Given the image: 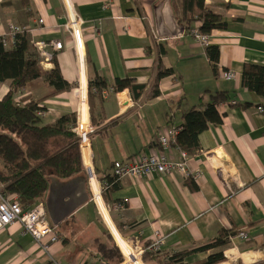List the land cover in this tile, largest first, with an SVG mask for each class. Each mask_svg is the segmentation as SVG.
I'll return each mask as SVG.
<instances>
[{"label": "crops", "instance_id": "crops-1", "mask_svg": "<svg viewBox=\"0 0 264 264\" xmlns=\"http://www.w3.org/2000/svg\"><path fill=\"white\" fill-rule=\"evenodd\" d=\"M18 1L0 0V37L10 25H17L32 29L27 35L31 46L38 41L60 42L62 49L54 59L63 79L74 85L39 104L44 108L42 123L53 124L66 114L79 112V123L86 126L87 122L94 131L89 147L83 145L80 151L88 201L58 226L60 241L44 249L46 240L35 242L16 222L0 230V264H107L98 247L107 243L106 236L115 245L92 200L87 166L95 176V189L101 191L107 223L112 222L124 238L140 247L158 235L163 243L155 255L162 262L208 245L221 230H231L244 233L247 239L240 240L236 234L225 247L189 254L183 263H202L222 251L225 260L217 264H264V111L257 109L264 110V100L241 85L244 64L264 66V0L205 1L226 24L207 36L208 46L219 51L215 75L206 55L208 46L200 45L190 33L172 39L157 36L153 0H114L106 9L105 0H67L79 19V53L65 29L69 12L64 0H27V9L23 0ZM169 2L174 14L180 0ZM39 19L43 24H38ZM158 61L172 73L159 80V94L151 97ZM42 67L51 70L54 64ZM229 72L234 79L226 80ZM124 78L146 86L138 100L128 90L114 91V81ZM97 79H102L106 88L101 91L102 103L93 97L92 123L86 87L89 80ZM10 83H0V100ZM40 83L37 80L20 90L16 99L27 95L32 100L40 98L45 93ZM105 91L107 95H103ZM206 92H225L228 100L217 107L222 123L209 125L199 136L196 152L187 153L186 173L176 170L115 180L113 163L143 153H160L158 136L180 126L182 112L196 107ZM82 103L85 116L80 114ZM181 151L171 144L163 154L179 162ZM107 177L116 184L108 196ZM2 189L0 185L4 198L17 202ZM47 195L48 190L44 202L32 206L43 204L48 216Z\"/></svg>", "mask_w": 264, "mask_h": 264}, {"label": "trees", "instance_id": "trees-1", "mask_svg": "<svg viewBox=\"0 0 264 264\" xmlns=\"http://www.w3.org/2000/svg\"><path fill=\"white\" fill-rule=\"evenodd\" d=\"M19 0L18 3H21ZM154 4L158 0H153ZM206 0H180L174 7L178 25L185 33L195 29L204 36L213 30L224 29L226 24L221 16L215 14L205 5ZM23 8H28L27 0H23ZM25 3V4H24ZM23 27V26H22ZM25 27V26H24ZM160 55L162 50H160ZM206 55L213 74L217 72L219 51L216 46H208ZM54 68L46 70L27 35H17L15 42L3 46L0 38V83L9 80L10 89L0 100V185L3 193L14 196L22 208L32 206L36 202H44L50 180L67 182L84 175L79 139L73 131L76 114H66L53 124H43L38 111L44 110L40 103L59 93L68 92L74 85L65 81L53 58ZM172 73L162 68L160 61L156 63L155 74L151 83V97L159 94L158 82ZM41 80L39 86L45 89L43 96L32 100L29 95L16 99V94L32 83ZM241 85L249 92H254L264 100V66L244 64L241 74ZM145 85L138 84L129 78L116 79L114 91L128 90L134 100H138L144 92ZM106 88L102 79L89 80L87 97L91 122L93 123V97L99 104L101 91ZM196 107L182 112V123L175 127L176 135L171 144L188 154H194L199 148V136L209 125H220L222 117L217 111L220 103L228 100L225 92H206ZM204 99V100H203ZM206 99V100H205ZM82 152V151H81ZM83 155V153H82ZM84 163L86 157L83 155ZM106 195L116 188L114 179L107 177ZM192 190L196 187L189 183ZM58 232V227L56 228ZM238 232L221 230L218 236L208 245L190 251L175 254L163 262L158 255L145 254L146 264H184L183 258L189 254L223 248ZM99 245V251L107 264H120L122 261L118 249L109 241ZM223 252L211 254L204 262L198 264H217L223 262Z\"/></svg>", "mask_w": 264, "mask_h": 264}, {"label": "built area", "instance_id": "built-area-1", "mask_svg": "<svg viewBox=\"0 0 264 264\" xmlns=\"http://www.w3.org/2000/svg\"><path fill=\"white\" fill-rule=\"evenodd\" d=\"M68 6V20L65 24V29L70 33L74 42L76 43V48L79 53V43H78V34H79V19L76 17L74 12L72 11L67 0H64ZM114 2V0H105L103 7L104 9L109 8V6ZM38 24H43V20L39 19ZM32 32L30 27H21L17 25H10L8 32L1 38L3 46H8L9 43L15 42V37L17 35H28ZM190 34L194 37V39L203 47H207L209 43V39L207 36L200 34L197 30L193 29L190 31ZM33 49L39 57L40 64L42 66L47 65L53 61L54 55L61 51L62 45L60 42L54 40L49 43L44 41H38L33 43ZM48 49V50H47ZM82 58V56H81ZM83 63H81V67ZM226 80L234 79V75L232 73H227L225 76ZM80 87L77 89V95ZM87 90V87H86ZM112 92V89H110ZM108 91H105L103 95H107ZM86 97V93H85ZM85 103V99H84ZM259 112H263V108H257ZM37 116L42 117L43 112L38 111ZM73 131L76 133L79 139V148L82 150L83 145H88L90 143V137L93 133L94 129L87 126H82L79 123V112L76 114V123ZM176 135V130L172 128L170 131H163L158 138L157 142L160 146L161 152L155 153L151 152L148 155L142 154L137 156L134 159L125 162H115L112 165V173L115 180L122 179L124 177H135V178H146L150 177L153 174H167L170 172H174L176 170L186 173L185 165L188 160V154L186 152L181 151L180 156L181 160L179 162H174L168 159L163 153L171 146L172 141L174 140ZM88 172V182L92 191V200L95 205H97L98 210L102 214V217L107 225L108 231L111 234L114 245L118 249L121 254L122 261L120 264H131V261L137 260L144 264L143 256L145 254H155L159 251L160 246L163 243V240L155 235L152 243L147 246H136L132 242L128 241L124 238L121 233L116 229V227L112 224L109 225L104 218V213L107 214L106 208L102 201L101 191L94 192L92 190V182H95V176L93 175L92 169L87 166ZM105 187H107L105 185ZM104 187V190H105ZM121 209L123 207H120ZM108 216V214H107ZM20 223L22 226L24 233L29 234L35 242L42 244L43 241H47L44 245V249L49 248V244H53L59 242V236L56 230V227L53 226L46 214L45 207L43 204H36L29 209H23L16 201H11L9 199L4 198L2 194H0V230L4 229L7 226H10L14 223ZM113 228V229H112ZM114 230V231H113ZM115 232V233H114ZM116 234V235H115ZM116 236L119 237L125 243L126 253L123 252L122 244L120 245L117 241ZM236 238L245 241L247 239L244 233H239L236 235Z\"/></svg>", "mask_w": 264, "mask_h": 264}, {"label": "water", "instance_id": "water-1", "mask_svg": "<svg viewBox=\"0 0 264 264\" xmlns=\"http://www.w3.org/2000/svg\"><path fill=\"white\" fill-rule=\"evenodd\" d=\"M153 11L158 37L172 39L183 34V28L178 25L169 0H158L153 6ZM87 201L84 177H77L65 183L52 178L45 204L52 225L58 227Z\"/></svg>", "mask_w": 264, "mask_h": 264}, {"label": "bare ground", "instance_id": "bare-ground-1", "mask_svg": "<svg viewBox=\"0 0 264 264\" xmlns=\"http://www.w3.org/2000/svg\"><path fill=\"white\" fill-rule=\"evenodd\" d=\"M84 79L82 78V85H81V90H84ZM80 114L82 115V116H85L86 115V108H85V105H84V103H82L81 104V106H80ZM89 165V164H88ZM92 186H93V190H94V192H97V190L95 189V183L93 182L92 183ZM116 238H117V241H118V243L122 246V248L124 249L123 250V252H125L126 253V250H125V243L121 240V239H119V237L118 236H116ZM132 264V263H131ZM134 264H141L139 261H137V262H135Z\"/></svg>", "mask_w": 264, "mask_h": 264}]
</instances>
